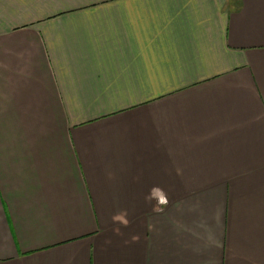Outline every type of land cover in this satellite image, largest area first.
Here are the masks:
<instances>
[{"label": "crops", "instance_id": "0c3cea01", "mask_svg": "<svg viewBox=\"0 0 264 264\" xmlns=\"http://www.w3.org/2000/svg\"><path fill=\"white\" fill-rule=\"evenodd\" d=\"M0 264H264V0H0Z\"/></svg>", "mask_w": 264, "mask_h": 264}, {"label": "clouds", "instance_id": "9594fccd", "mask_svg": "<svg viewBox=\"0 0 264 264\" xmlns=\"http://www.w3.org/2000/svg\"><path fill=\"white\" fill-rule=\"evenodd\" d=\"M146 204L150 205L154 211L163 212L169 204L168 193L159 185H153L149 188L148 193L144 197ZM114 225L119 227L115 229L117 234H121V226L129 227L131 221L128 219L127 210H120L111 217ZM137 240V236L132 237Z\"/></svg>", "mask_w": 264, "mask_h": 264}]
</instances>
